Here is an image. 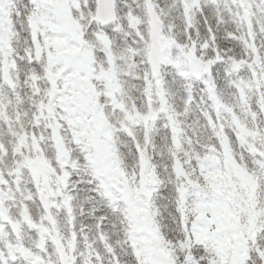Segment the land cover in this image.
Here are the masks:
<instances>
[{
	"label": "snow or ice",
	"instance_id": "1",
	"mask_svg": "<svg viewBox=\"0 0 264 264\" xmlns=\"http://www.w3.org/2000/svg\"><path fill=\"white\" fill-rule=\"evenodd\" d=\"M0 264H264V0H0Z\"/></svg>",
	"mask_w": 264,
	"mask_h": 264
}]
</instances>
